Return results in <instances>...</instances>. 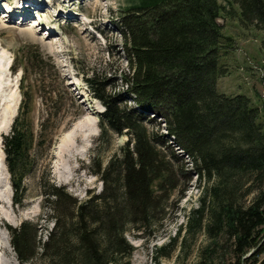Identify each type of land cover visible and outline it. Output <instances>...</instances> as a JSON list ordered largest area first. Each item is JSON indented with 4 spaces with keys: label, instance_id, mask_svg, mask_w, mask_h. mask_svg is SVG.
<instances>
[{
    "label": "trees",
    "instance_id": "obj_1",
    "mask_svg": "<svg viewBox=\"0 0 264 264\" xmlns=\"http://www.w3.org/2000/svg\"><path fill=\"white\" fill-rule=\"evenodd\" d=\"M234 6L240 26L264 37V0H134L119 11L129 71L120 73L124 91H108V80L98 82L93 72L83 78L104 107L99 141L110 133L127 140L96 171L102 183L97 195L78 200L46 177L43 208L52 227L45 240L40 224L31 221L7 228L20 263L39 257L37 264H131L135 249L126 232L155 236L168 219L171 198H183L195 177L197 205L168 246H178L181 256L201 234L206 241L193 264H264V97L253 106L245 95L216 91L227 74L220 58L233 38L215 21L235 18ZM26 58L18 114L2 141L17 206L37 167L35 153L50 151L63 107L59 97H50L55 104L41 97L44 115L34 125L29 114L35 90L24 81L40 61ZM158 119L165 133L149 130Z\"/></svg>",
    "mask_w": 264,
    "mask_h": 264
},
{
    "label": "rangeland",
    "instance_id": "obj_2",
    "mask_svg": "<svg viewBox=\"0 0 264 264\" xmlns=\"http://www.w3.org/2000/svg\"><path fill=\"white\" fill-rule=\"evenodd\" d=\"M21 1L0 0V150L1 138L10 131L11 126L10 124L8 128L4 118L8 105L12 106L13 100L17 99V113L21 100L19 83L25 74L23 68L26 65V56L35 55L40 61L38 68L29 69L32 70L29 74L31 77L24 81V85H33L35 90L33 108L29 114L34 125L36 126L44 115L45 105L41 104V97L47 98L53 104L55 99L51 100L50 97H59L63 101V107L52 126L55 136L49 153L45 150L35 153L38 164L34 173L25 180V199L22 206L12 204L9 175L4 172L0 178V181L3 179L0 186V264H22L11 247L8 227H18L24 221L40 224L42 228L39 237L42 241L52 227L47 218L48 212L43 208L47 176L50 182L64 186L66 191L78 200L97 195L102 190V183L95 175L96 171L119 154L127 139L124 134L110 133L99 141L98 132L87 149L82 148L78 135L72 146H69V141L61 143L63 134L68 132L74 123L82 119L97 121L99 114L96 112L103 108L100 101L86 88L83 75L93 72L98 75V82L108 80V91H124L120 73L128 74L129 71L122 50L123 39L116 23L120 16L119 11L134 0H69L71 4L68 0H65V4L61 0H39L45 7V12L39 17L53 24L57 32V35L50 36L40 27L17 25L13 20H7L6 15L3 18L2 13L7 8H13ZM218 1L222 5L226 4V0ZM67 6V10H75L80 14L66 23L64 14L58 17L56 14L59 9H66ZM233 9L236 17L222 20L223 33L233 38V45L227 54L220 58V64L226 68L227 74L217 80L216 91L225 96L245 95L252 101L253 106H260V99L264 96V51L261 48L264 37L257 30L241 27L238 22V8L234 6ZM9 65L11 74L7 70ZM254 66L262 67V71L255 70ZM72 82H76V86L72 85ZM51 106L52 104L50 112ZM129 106H132V102ZM260 122L264 123V118H261ZM149 130L165 133L164 124L160 119L150 125ZM46 157L47 161L42 163ZM187 166L190 168V163ZM197 185L194 177L183 198H171L167 210L168 219L155 236L145 239L138 238V234L132 231L126 232L127 240L135 249L131 264L194 263L196 251L206 241L204 236L200 234L195 240L188 241V248L181 256L178 246L172 251L168 244L177 234L179 227L185 225L189 209L197 205L200 194ZM183 234L184 232L181 235ZM165 254L168 256H162ZM38 260L39 257L26 264H37Z\"/></svg>",
    "mask_w": 264,
    "mask_h": 264
},
{
    "label": "bare ground",
    "instance_id": "obj_3",
    "mask_svg": "<svg viewBox=\"0 0 264 264\" xmlns=\"http://www.w3.org/2000/svg\"><path fill=\"white\" fill-rule=\"evenodd\" d=\"M69 3L71 4V1H69ZM13 10L19 11V9H15V8ZM17 13H19V12H13L12 10H7L8 16H10V15L14 16ZM22 13L27 15L30 12L25 10ZM21 15H23V14H21ZM12 16H10V17H12ZM73 84H76V82H72V85ZM262 97H264V96H262ZM15 100H16V103H15ZM16 106H17V99H14L13 105L12 106L8 105V110L5 113L4 118H5V122H6V125L8 126V128L12 122L14 115H15ZM103 109H104V107H103ZM97 134H98L97 121L95 120L93 122L92 120L82 119V120H79L76 123H74L72 128L68 132L63 134L61 143L63 144L64 142L69 141L68 142L69 146H72L73 142L77 141L76 136L78 135L80 137L79 141H80L82 148L87 149L91 145L92 138L94 136H96ZM2 157H3V153L0 150V175L4 174V170H3V166H2V159H1ZM2 181H3V179H2ZM10 223L12 225H15V223L12 221H10ZM9 248H10V245H9Z\"/></svg>",
    "mask_w": 264,
    "mask_h": 264
},
{
    "label": "water",
    "instance_id": "obj_4",
    "mask_svg": "<svg viewBox=\"0 0 264 264\" xmlns=\"http://www.w3.org/2000/svg\"><path fill=\"white\" fill-rule=\"evenodd\" d=\"M215 22H216V24H217L218 26H220V27L223 26V21H222V19H219V18H218V19H216ZM250 254H251V253H249L247 256H249Z\"/></svg>",
    "mask_w": 264,
    "mask_h": 264
}]
</instances>
